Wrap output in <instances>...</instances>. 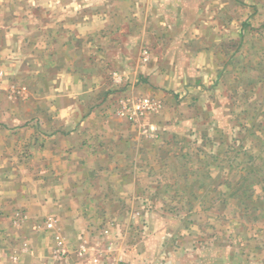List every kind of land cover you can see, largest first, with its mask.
I'll list each match as a JSON object with an SVG mask.
<instances>
[{
	"label": "crops",
	"instance_id": "crops-1",
	"mask_svg": "<svg viewBox=\"0 0 264 264\" xmlns=\"http://www.w3.org/2000/svg\"><path fill=\"white\" fill-rule=\"evenodd\" d=\"M33 2L0 50L27 86L0 92V264H242L224 202L264 166V0Z\"/></svg>",
	"mask_w": 264,
	"mask_h": 264
},
{
	"label": "rangeland",
	"instance_id": "rangeland-1",
	"mask_svg": "<svg viewBox=\"0 0 264 264\" xmlns=\"http://www.w3.org/2000/svg\"><path fill=\"white\" fill-rule=\"evenodd\" d=\"M25 1H29V4L25 3L24 6H22L20 0H0V50H5L6 44L10 42L9 40L12 38V35H14L13 32L18 30L17 27L15 28V23L19 22L20 25L22 22L20 19H22L23 16L36 17L38 10H40V8H37V4H35L36 2H33L34 4H30L33 0ZM27 26L29 28L32 27V25L28 22ZM2 67L4 68V58L1 55L0 92L2 89L4 90L5 97L8 101L17 99L20 101L23 93L27 90V86L20 83L19 80L13 78L7 79L6 71ZM240 123L241 124L239 126L236 125V127L242 128L244 121L241 120ZM234 124H236V121H232V127ZM242 142L247 144V137H242V135L231 136L230 143L232 151L230 153V158L232 161H236L237 158L242 160V153L240 157L236 155L238 152H236V148L237 146L239 147V145H242ZM227 171L228 169H225V173L229 172L231 176L229 191L231 194V200L229 202L230 204H228L227 200L224 202V206H228V213L225 214L223 221H225V225L230 226V232L226 235L228 236V247L231 246L230 249H232L230 253L233 258L240 257L242 264H262V262L260 263L258 261H261V259L264 260V247L259 249L261 244L260 240L254 237V235L257 234L255 229H257V231L262 230L264 233V182L262 183V188L258 189L259 187L254 185V181L257 180L259 175H261L264 179V166L262 168V173H258L256 168L251 165L238 168L232 167L228 172ZM235 173H239L237 177L234 176ZM223 178L227 179L225 176H222V178L220 177V180ZM214 185H216V182H214ZM223 187L225 188V191H228V183L225 182L223 185L221 182L218 188L219 191H221ZM217 190L215 188V192H217ZM218 200L222 204V200ZM216 209L221 211L220 208ZM217 218L219 222H221L222 217L220 214L216 217V219ZM238 236L241 238L240 241H243L240 246L237 245ZM258 255L261 256L258 257ZM234 261L235 260L232 259L231 264H235Z\"/></svg>",
	"mask_w": 264,
	"mask_h": 264
},
{
	"label": "built area",
	"instance_id": "built-area-1",
	"mask_svg": "<svg viewBox=\"0 0 264 264\" xmlns=\"http://www.w3.org/2000/svg\"><path fill=\"white\" fill-rule=\"evenodd\" d=\"M148 59V51H143V60L146 61ZM154 107L153 101L150 97L141 96L135 99V101L130 105L125 99L119 101V106L117 108V113L121 116L126 117L129 121H139L145 115L152 110ZM48 227L53 226V221L50 219L47 222ZM97 262V259H94ZM123 264V263H117Z\"/></svg>",
	"mask_w": 264,
	"mask_h": 264
}]
</instances>
